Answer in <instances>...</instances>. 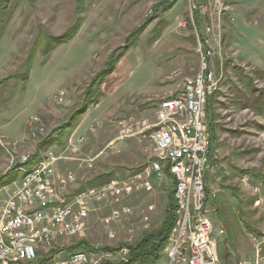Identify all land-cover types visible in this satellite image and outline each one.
Returning a JSON list of instances; mask_svg holds the SVG:
<instances>
[{
  "label": "rangeland",
  "instance_id": "1",
  "mask_svg": "<svg viewBox=\"0 0 264 264\" xmlns=\"http://www.w3.org/2000/svg\"><path fill=\"white\" fill-rule=\"evenodd\" d=\"M194 5L211 9L208 0H0V184L10 182L0 186V208L20 186V168H28L22 156L31 160L50 150L63 156L58 186L64 194L75 196L138 174L152 186L92 200L86 228L53 249H63L60 256L104 250L111 255L103 264L128 263L140 237L162 227L170 200L177 204L173 178L151 170L152 135L160 102L176 96L201 67ZM224 7L223 37L213 59L224 61L223 76L215 103L207 105L215 164L210 181L219 190L217 199L229 201L214 215L225 231L218 256L222 264H239L254 258L264 236L262 208L240 181H264V0H224ZM201 18L203 28L208 21ZM79 19L78 33L47 57L38 52L26 77L38 34L61 36ZM135 30L136 45L122 56L102 85L103 96L79 122L84 135L76 134V127L63 144L44 148V140L56 136L59 125L85 103L91 78L110 53ZM108 174L113 180L89 188ZM115 210L121 216L107 222ZM233 213L242 227L235 244L228 232L236 220ZM168 262L165 249L153 264Z\"/></svg>",
  "mask_w": 264,
  "mask_h": 264
},
{
  "label": "built area",
  "instance_id": "2",
  "mask_svg": "<svg viewBox=\"0 0 264 264\" xmlns=\"http://www.w3.org/2000/svg\"><path fill=\"white\" fill-rule=\"evenodd\" d=\"M190 1L195 4L197 0ZM208 1L211 9L194 5L191 10L201 67L176 96L160 102L153 125L151 170L158 177L166 175V170L171 174L179 214L167 247L168 264H222L218 250L225 231L214 220L219 190L210 181L215 164L207 105L223 76L224 61L215 64L213 59L223 37L225 7L224 0ZM201 16L208 21L203 28ZM63 98L64 92L60 96ZM62 158L50 150L31 168H20L24 173L20 186L0 208V264H103L111 255L104 250H75L60 256L65 251L53 249L86 228L92 200H104L109 192L152 188L150 180L138 174L70 196L60 190L55 177ZM21 161L28 162L29 155H23ZM240 181L257 197L256 204L264 213V181L250 182L247 177ZM120 216L121 212L115 210L106 221ZM42 249L44 253L39 252ZM239 264H264V236L254 258Z\"/></svg>",
  "mask_w": 264,
  "mask_h": 264
},
{
  "label": "trees",
  "instance_id": "3",
  "mask_svg": "<svg viewBox=\"0 0 264 264\" xmlns=\"http://www.w3.org/2000/svg\"><path fill=\"white\" fill-rule=\"evenodd\" d=\"M82 25H83V19H79L76 24L69 27L61 36L58 37H53L50 35L44 37L41 33H39L35 40L34 48L31 50L27 58L26 77L29 74L35 62L38 52H41L44 57H47L55 47L68 41L70 38L75 36L82 27ZM137 34H138V30H135L134 32L130 33L126 38V44L117 47L110 53L109 58L106 61L105 67L91 78L89 88L85 93L87 95L85 103L81 107L76 109L74 112H72L69 118L66 121H64L62 125H59L58 134H56V136L44 140V142L42 143L44 148L45 147L50 148L54 145L63 144L64 140L68 138L71 132L77 127L89 105H95L96 103L99 102L100 98L103 96L102 85L104 84L107 77L115 71L118 62L120 61L122 56L126 53V51L136 45L135 37ZM216 96L217 94L215 93L210 98L209 100L210 107L215 103ZM41 158L42 156L36 154L31 160L24 163L23 165L28 166L27 169H29L35 163H37ZM242 173L243 172H241V174ZM23 175L24 173L22 172V176ZM166 175L172 177L167 170H166ZM96 179H99V181L100 179H102V181L98 182V180ZM111 180H113L112 174H108L103 177L102 176L97 177L92 182L89 183V188L100 187L106 184L107 182H110ZM6 183H10L9 180L2 181L0 186L5 185ZM174 200L176 201V198H174ZM228 204L229 201L226 198L217 199V205H219V208L223 207V205L227 206ZM234 215L236 217V220L234 221L233 226L228 227V232L230 235H232L233 243L235 244L237 233L242 232V227L240 226V222H241L240 218L233 213V216ZM178 218H179L178 206L177 204L173 205L172 201L170 200L169 207L167 208L166 211L165 219L162 223V227L157 231H153L149 233L146 232L142 237H140L137 243L131 247L130 261L128 263H123V264L157 263L162 258V253L165 251V249H167L169 245L170 237L174 227L178 222ZM225 226L226 224L224 225V227Z\"/></svg>",
  "mask_w": 264,
  "mask_h": 264
},
{
  "label": "crops",
  "instance_id": "4",
  "mask_svg": "<svg viewBox=\"0 0 264 264\" xmlns=\"http://www.w3.org/2000/svg\"><path fill=\"white\" fill-rule=\"evenodd\" d=\"M78 128H77V132H76V134L78 133V135H84V132H86V129L85 128H82V124L80 123L78 126H77ZM78 130H80L79 132H78ZM74 145H75V143L73 142V144H71V151L72 152H76L77 151V148L76 147H74ZM63 159V158H62ZM61 159V160H62ZM60 162V161H59ZM58 164V163H57ZM58 166H59V164L58 165H56V172H55V177H56V181H57V184H58V179H59V175H58ZM70 177H72V176H70ZM101 188V187H100ZM94 201V200H93ZM92 202V201H91Z\"/></svg>",
  "mask_w": 264,
  "mask_h": 264
}]
</instances>
